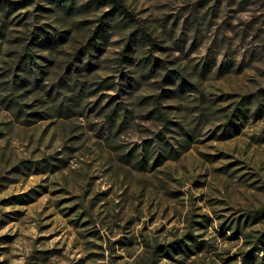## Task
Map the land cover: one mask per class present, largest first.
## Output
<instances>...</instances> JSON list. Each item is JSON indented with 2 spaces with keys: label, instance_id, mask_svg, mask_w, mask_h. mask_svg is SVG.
<instances>
[{
  "label": "rangeland",
  "instance_id": "obj_1",
  "mask_svg": "<svg viewBox=\"0 0 264 264\" xmlns=\"http://www.w3.org/2000/svg\"><path fill=\"white\" fill-rule=\"evenodd\" d=\"M117 1L0 0V264H264V0Z\"/></svg>",
  "mask_w": 264,
  "mask_h": 264
},
{
  "label": "trees",
  "instance_id": "obj_2",
  "mask_svg": "<svg viewBox=\"0 0 264 264\" xmlns=\"http://www.w3.org/2000/svg\"><path fill=\"white\" fill-rule=\"evenodd\" d=\"M101 2H103L104 4H110L111 6V10L112 11H117L118 14H122L124 15L125 18L129 17L128 12L124 9V7L117 1V0H101ZM70 7V3H66V8ZM108 14V13H107ZM129 20H131V18H129ZM31 38L29 40V42L26 44V49H25V53H24V59L26 62H30L33 63L34 62V56L32 54H30V50L33 46H41L44 43L47 44H56L58 42V36L57 34H49L48 36L43 35V33L38 34L36 32H32L31 33ZM104 34L102 32V30H99L97 32L94 33V37H92L90 39V41L88 42V48H90L92 46V48H97L98 46H100L99 44H102L99 40H103ZM154 66V63H153ZM41 74V71H39ZM182 83V82H181ZM259 244L263 245L264 244V234L259 238ZM255 248H259L258 246H255ZM250 258V257H248Z\"/></svg>",
  "mask_w": 264,
  "mask_h": 264
}]
</instances>
